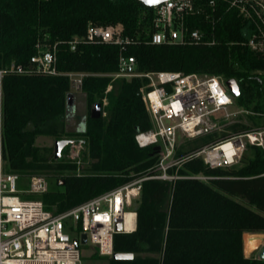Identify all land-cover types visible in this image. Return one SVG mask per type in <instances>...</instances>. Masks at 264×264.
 Returning a JSON list of instances; mask_svg holds the SVG:
<instances>
[{"label":"trees","instance_id":"obj_1","mask_svg":"<svg viewBox=\"0 0 264 264\" xmlns=\"http://www.w3.org/2000/svg\"><path fill=\"white\" fill-rule=\"evenodd\" d=\"M204 12L185 20L188 32L200 30L205 44L152 45L154 9L137 0H0V67L26 65L36 45L56 46L58 73H84L81 90L86 103L101 104V116H89L84 130L75 136L87 140L93 163L84 176H65L64 184L40 194L45 209L71 210L133 180L157 175L155 146L140 148L135 137L152 129L144 100L147 80L118 78L121 54L116 46L69 42L82 38L89 25L120 26L132 41L123 53L133 56L140 74L169 71L235 80L239 96L235 104L264 116V12L248 4L245 18L228 2L202 4ZM214 10V12H212ZM210 15L209 19L206 16ZM108 87H112L107 91ZM71 91L63 75L7 74L3 78L4 171L32 176L37 170L61 173L73 165L47 166L34 147L38 137L62 140L66 97ZM106 101V104H104ZM103 113L105 116H103ZM249 130L248 128H245ZM228 138L211 141L217 144ZM176 154L180 163L168 170L179 178L168 182L147 180L134 202L136 229L114 237V253L133 254L132 260L110 258L108 264H264L243 253L245 234L264 233V150L247 146L252 157L242 155L239 165L211 169L193 155ZM61 161V159H59ZM203 176L207 180L192 177Z\"/></svg>","mask_w":264,"mask_h":264},{"label":"built area","instance_id":"obj_2","mask_svg":"<svg viewBox=\"0 0 264 264\" xmlns=\"http://www.w3.org/2000/svg\"><path fill=\"white\" fill-rule=\"evenodd\" d=\"M215 1L170 0L153 8L154 32L150 43L214 45V40H206L200 30L188 32L185 20L189 16L202 14L204 2L214 6ZM220 1L228 2L231 7L239 9L245 18L248 17L245 12L246 4L255 12L256 6L264 12V0ZM256 14L259 17V13ZM209 18L210 15H207L206 19ZM177 31L180 32L179 39ZM81 42L109 44L120 49L118 71L110 75L113 79L147 80L142 98L150 116L152 129L137 134L135 141L140 148L159 147L160 159L156 165L158 174L133 180L62 213L46 210L40 200L20 198L17 190L20 176L4 171V76L63 75L69 79L71 90L74 92L81 90L83 78L89 76L84 73H58L56 46L45 47L37 44L36 54L26 65L11 63L0 67V264H83L80 249L82 235L86 237V244L95 248L100 257L112 258L114 237L117 234L132 233L136 229V213L132 209L140 196L142 183L147 180L171 182L179 178L168 174L169 169L180 163L173 161L178 137L182 134L189 139H196L209 135L216 128V121L221 116H227L233 105L234 97L218 77L169 71L138 73L135 57L123 54L132 41L123 36L122 28L118 25H89L84 37L69 42L70 50L74 51ZM249 45L253 49L258 48L253 39ZM221 144L231 145V153L226 154L220 148ZM247 146L264 150V130L235 135L200 150L193 156L202 155L204 164L211 169L231 167L240 161ZM70 147L66 158L72 164L79 165L83 145L79 142L71 144ZM192 178L203 181L208 179L203 176ZM47 190L46 180L35 176L29 178V190L23 193L40 195ZM129 213L135 216L134 230L126 228V215ZM119 224L120 231L117 230Z\"/></svg>","mask_w":264,"mask_h":264},{"label":"rangeland","instance_id":"obj_3","mask_svg":"<svg viewBox=\"0 0 264 264\" xmlns=\"http://www.w3.org/2000/svg\"><path fill=\"white\" fill-rule=\"evenodd\" d=\"M178 35V39L180 37V32H176ZM260 45H258V48L264 47V36L262 37L260 41ZM112 87H110L109 90H111ZM108 90V89H107ZM108 90V91H109ZM71 94H74V100L72 107L67 110L66 112V119H65V131L66 134H68V137H64L62 140H71L73 141L72 144H77L79 142L82 143L83 148L80 155V164L75 165V170L61 173L60 170H50V169H41L37 170L32 176H20V180L17 184V190L19 191L20 198L25 200H39V195H31V194H24L23 192L29 190V178L31 177H42L46 180L48 184V190L53 191L59 187L57 184L58 179H63L67 175H71L75 173L77 176H84L86 173V170H89L93 160L90 158L89 155V148L87 140L82 136H75V134L80 133L84 130V126L87 123V118L89 116V113L91 109L94 107V105L91 106L89 109L85 95L82 92V90L78 92L70 91ZM103 116L105 114L103 113ZM217 126L213 130L212 133L206 136H202L196 139H189L185 135H180L178 137V141L176 144V151L175 154H184L187 152H190V150L194 148H199L198 150H203L206 148H209L212 146L211 141H218L223 140L225 138H230L235 135L244 134L249 131H263L264 130V116H258L250 111L244 110L240 107H238L234 100L233 105L228 110L227 116H221L217 121ZM245 128H248L249 130H246ZM56 139L52 137H38L35 140L34 147H36L39 150L40 155H42L45 159L44 163H40L41 166L43 164L51 167H57L59 165H73L70 161L67 160V152L69 149H71L70 145L67 146L61 154V161L54 160V142ZM158 155V161L160 159V155ZM244 156L250 158L252 157V152L248 150H244L243 154ZM242 157V156H241ZM199 158H203L202 155L199 156ZM241 160V159H240ZM178 161V158L175 155V158L173 160ZM240 162V161H239ZM239 162L234 165V167L239 165ZM158 163V162H157ZM59 164V165H58ZM157 165V164H156ZM44 167V166H43ZM156 169V166H155ZM133 210V209H132ZM247 234L243 236V253L246 258H257V254L259 251L264 247V233L260 234H254L260 237L261 242L258 244V246L255 248V250L251 253H246L244 248V238ZM80 249L82 250L83 254V264H108V260L110 258L107 257H100L96 249L93 248L90 244L82 245L80 246ZM258 259V258H257Z\"/></svg>","mask_w":264,"mask_h":264},{"label":"water","instance_id":"obj_4","mask_svg":"<svg viewBox=\"0 0 264 264\" xmlns=\"http://www.w3.org/2000/svg\"><path fill=\"white\" fill-rule=\"evenodd\" d=\"M142 6L147 7V8H155L161 4H163L166 1H170V0H137ZM225 86L227 87L228 91L231 93V95L236 98L239 96L240 92H239V87L236 83L235 80H228L225 82ZM73 100H74V95L69 93L66 97V108L67 110H69L72 107L73 104ZM101 116V104L96 103L94 104V107L91 109L90 111V117L92 119H98ZM73 143V141L71 140H56L54 142V160H59L61 158V153L62 151L69 145H71ZM155 150L157 152H159V147H155ZM59 185H63L64 181H60L58 183ZM117 230L120 231L121 230V226L120 224L117 225ZM75 243H77L75 241ZM87 241H86V237L85 235L81 236V241L80 244L81 245H86ZM133 254H129V253H114L112 256L113 260H122V261H127V260H132L133 259ZM257 258L261 261H264V247L259 251V253L257 254Z\"/></svg>","mask_w":264,"mask_h":264},{"label":"bare ground","instance_id":"obj_5","mask_svg":"<svg viewBox=\"0 0 264 264\" xmlns=\"http://www.w3.org/2000/svg\"><path fill=\"white\" fill-rule=\"evenodd\" d=\"M221 149L226 152V154L231 153V145L227 144H221ZM134 215L129 213L126 215V228L127 230H134L135 224H134ZM261 242V239L259 236L254 234H247L244 238V248L246 253H251L255 250V248L258 246V244Z\"/></svg>","mask_w":264,"mask_h":264},{"label":"crops","instance_id":"obj_6","mask_svg":"<svg viewBox=\"0 0 264 264\" xmlns=\"http://www.w3.org/2000/svg\"><path fill=\"white\" fill-rule=\"evenodd\" d=\"M74 95V94H73Z\"/></svg>","mask_w":264,"mask_h":264},{"label":"flooded vegetation","instance_id":"obj_7","mask_svg":"<svg viewBox=\"0 0 264 264\" xmlns=\"http://www.w3.org/2000/svg\"><path fill=\"white\" fill-rule=\"evenodd\" d=\"M62 154V153H61Z\"/></svg>","mask_w":264,"mask_h":264}]
</instances>
